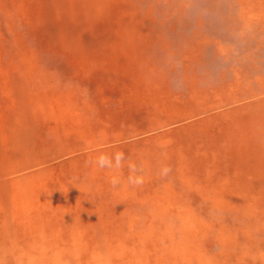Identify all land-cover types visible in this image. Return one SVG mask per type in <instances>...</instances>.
<instances>
[{
  "label": "rangeland",
  "instance_id": "1",
  "mask_svg": "<svg viewBox=\"0 0 264 264\" xmlns=\"http://www.w3.org/2000/svg\"><path fill=\"white\" fill-rule=\"evenodd\" d=\"M0 264H264V0H0Z\"/></svg>",
  "mask_w": 264,
  "mask_h": 264
},
{
  "label": "clouds",
  "instance_id": "2",
  "mask_svg": "<svg viewBox=\"0 0 264 264\" xmlns=\"http://www.w3.org/2000/svg\"><path fill=\"white\" fill-rule=\"evenodd\" d=\"M107 161H106V159L104 158V157H101V159H100V163L101 164H104V163H106Z\"/></svg>",
  "mask_w": 264,
  "mask_h": 264
},
{
  "label": "bare ground",
  "instance_id": "3",
  "mask_svg": "<svg viewBox=\"0 0 264 264\" xmlns=\"http://www.w3.org/2000/svg\"><path fill=\"white\" fill-rule=\"evenodd\" d=\"M206 7V6H205ZM207 8V7H206ZM256 43V42H255ZM19 168V167H18ZM40 170V169H39ZM36 171V170H35ZM17 174V173H16ZM20 175V174H19ZM11 181V180H10Z\"/></svg>",
  "mask_w": 264,
  "mask_h": 264
}]
</instances>
